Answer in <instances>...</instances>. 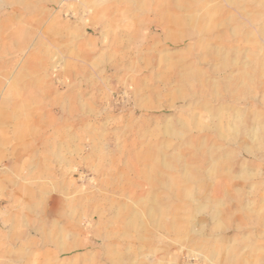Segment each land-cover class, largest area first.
Here are the masks:
<instances>
[{
	"label": "rangeland",
	"instance_id": "374dc122",
	"mask_svg": "<svg viewBox=\"0 0 264 264\" xmlns=\"http://www.w3.org/2000/svg\"><path fill=\"white\" fill-rule=\"evenodd\" d=\"M0 264H264V0H0Z\"/></svg>",
	"mask_w": 264,
	"mask_h": 264
},
{
	"label": "bare ground",
	"instance_id": "6f19581e",
	"mask_svg": "<svg viewBox=\"0 0 264 264\" xmlns=\"http://www.w3.org/2000/svg\"><path fill=\"white\" fill-rule=\"evenodd\" d=\"M181 4V3H180ZM178 5V4H177ZM167 39V38H166ZM227 52V51H226ZM228 53V52H227ZM227 58L226 59H228V56H226ZM226 61V60H225ZM231 62V61H230ZM229 62L227 61V63H223V67H225V68H227V67H229ZM214 166V165H213Z\"/></svg>",
	"mask_w": 264,
	"mask_h": 264
}]
</instances>
